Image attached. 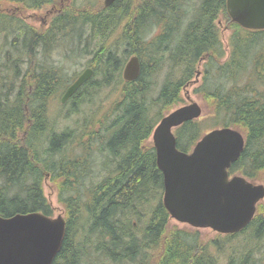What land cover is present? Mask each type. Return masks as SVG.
<instances>
[{"label": "trees", "instance_id": "1", "mask_svg": "<svg viewBox=\"0 0 264 264\" xmlns=\"http://www.w3.org/2000/svg\"><path fill=\"white\" fill-rule=\"evenodd\" d=\"M3 1L17 3L24 14L56 2L0 0V5ZM181 2L118 0L97 9L72 4L42 30L18 13L0 10V216L37 212L51 217L42 184L47 176L57 182L67 225L52 264H264V203L257 205L246 228L224 236L231 245L226 244V255L221 241L200 246L184 232L166 233L170 217L150 137L182 102L181 88L196 75L200 61L206 62L204 77L194 92L204 99L217 126L237 129L245 139L229 174L255 181L264 172V30H246L232 22L226 0H201L183 24L188 15H181ZM219 15L232 29L225 61H219L223 52L214 24ZM117 27L120 42L108 46L106 40ZM153 29L156 33L148 38ZM98 38L100 45L95 44ZM62 45L79 50L78 55L88 53L86 68L100 77H91L68 100L71 115L85 105L97 116L80 128L59 129L49 115V106L60 102L77 78L49 61ZM131 55L138 57L141 70L135 81L126 82L122 71ZM166 65L165 80L156 89L155 77ZM111 86L117 87L116 94L103 110L96 106V95ZM174 134L177 149L190 152L205 132L200 121H189ZM104 172L107 176L94 183ZM131 216H136V226ZM239 235L241 251L233 247ZM155 246L157 256L151 259L148 254Z\"/></svg>", "mask_w": 264, "mask_h": 264}, {"label": "water", "instance_id": "2", "mask_svg": "<svg viewBox=\"0 0 264 264\" xmlns=\"http://www.w3.org/2000/svg\"><path fill=\"white\" fill-rule=\"evenodd\" d=\"M117 1L104 0V7ZM226 11L241 28L264 30V0H226ZM140 70L138 57L131 56L123 68V80L135 81ZM92 74L93 70L86 68L66 88L61 103L67 102ZM201 115V107L191 102L164 116L152 133L156 166L162 174L163 206L178 223L235 234L254 218L257 204L264 199V186L229 175L245 147V139L236 129H214L190 152L177 149L173 130ZM65 236L66 220L61 215L53 218L35 212L0 216V264H52Z\"/></svg>", "mask_w": 264, "mask_h": 264}, {"label": "rangeland", "instance_id": "3", "mask_svg": "<svg viewBox=\"0 0 264 264\" xmlns=\"http://www.w3.org/2000/svg\"><path fill=\"white\" fill-rule=\"evenodd\" d=\"M55 1L56 2H54V4L42 6V8L40 10H37V11L36 10H28L25 14L19 10L20 6H18L17 3H8V2L3 1V2H1L0 10H2V12H5V13H11V14L18 13L17 16L20 19H22L25 23H27L31 26H34V28H36L38 30H42L43 28H47L49 26L51 19L55 15L59 14V11L65 9V8H68V9L71 8L72 4L76 8L83 7L84 5L86 6L89 4L96 9L101 7V4L103 5V0H55ZM200 2H201V0H182L181 5H180V7H181L180 13L182 16L185 14H186V16L188 15L187 16L188 18L184 20L183 24H186L188 19L191 17V15L193 13V7H198ZM83 9H84V7H83ZM48 12L52 15H50L47 18H44V16L46 14H48ZM43 18L46 20L45 24L43 22L41 23L40 19L44 20ZM42 24H44V25H42ZM214 24L217 27L216 30L218 33V38H219L221 49L223 52V58L220 59L219 61H225L229 57V53H230V36L232 33V29L230 27L228 19L222 15H219L217 17ZM119 30H120V27L113 29L109 40H106L105 44H107L108 46L109 45L113 46L116 43H119L120 42V40L118 38ZM155 31L156 30L153 29L149 33L148 38H150L153 34H155L156 33ZM83 38H84L83 39V42H84L83 46L85 47V44H86L85 41L87 38L86 37H83ZM100 39L101 38H98L97 40H95V44H99ZM67 40H69V39H65V41H63V43L65 44V42ZM63 46L64 45H62L61 47H57V49H55L56 50L55 52H53L52 54L50 53L49 61H50V63L55 62L57 65H59L61 68H63V70L68 74L67 76H69V75L71 76L72 74H74V76L77 77L87 67V65L91 59V56L88 53L85 54L82 51H81L82 54L78 55L79 50L78 51H70L71 46L70 47L69 46L63 47ZM90 47H93V45L92 46L90 45ZM119 47H120L119 53L121 55L123 52V45H120ZM131 56H128L126 58V61ZM42 58L43 57H41V59ZM46 59H48V56L43 58V61H46ZM205 64H206L205 61H200V64L196 67V75L191 79V81L185 87L181 88L182 102H180L179 105L175 107V108H177L179 106L187 105L191 102L197 103L202 109V115L199 119H197L195 121H197V122L200 121L201 130L203 133L209 132V131L216 129V128H221L220 125L217 126L215 124L216 119L211 118L212 116H210L208 114V109L205 105L204 99L201 97V95L194 92V90L196 88H198V86L201 85L203 82V77H204L203 76V73H204L203 67L205 66ZM166 74H167V65L162 70V72H160L155 77V84H156L155 88L156 89H158L159 86H161V84L164 82ZM176 74H177V76L180 75L179 72H177ZM93 78L98 80L100 77L97 75L96 76L94 75ZM242 82H244V80ZM228 85H230V84H228ZM116 89H117L116 86H111L109 88L102 89L100 91V93H98L96 95V106H101V108H103V110L105 108H107L108 105H110V102L115 97ZM54 101L55 102H53V104H51V106H49V115L51 116L52 123H54L55 126L59 129H62L66 126H69L70 128H72V127H75L76 124H79L76 126V128H80V126L82 124H84V122H91V121L95 120V118H92V117H97L94 115V113L89 112V110H87L85 105H81L79 108L80 111L71 115L69 113V111L71 110V104L68 101L63 103V104H61L59 102V99L54 100ZM94 107H92V108L94 109ZM175 108H173V109H175ZM89 113H90V115H89ZM67 117H69V118H67ZM219 121L223 122V119L220 118ZM174 133H175V131H174ZM95 158L97 160L100 159L98 156H95ZM102 174L103 175H101L100 177L94 178V183H98L102 178L107 176L106 172H104ZM251 182L256 184V185L260 184V185L264 186V172L259 174V177L257 178V180L251 181ZM42 188H43L44 197L46 198V200L48 201V203L51 207L52 217L56 218L57 216L61 215L62 217L66 218V208L63 204H61L59 202V197L61 195V191H59V189H58L57 182L52 181L51 178L49 179V177L47 176L43 180ZM66 195L67 194L64 193L62 196L65 197ZM83 198H85L84 195H83ZM262 203H264V200L261 202V204ZM130 218H131V222L133 224H135V226H136V222H137L136 216H131ZM168 225L169 226L167 228L166 233H169L170 231H175V229L180 231V232H184L190 238L195 237L197 240V244H201L200 246H204L208 243L215 242L216 240H218L219 244L221 241V244L230 245L226 241H223V238L226 235L219 234V233L214 232L213 230L208 229V228L195 229V228H192L191 226H189L187 224L178 223L177 221H175L171 218L169 220ZM79 226H81V224H79ZM243 235H239V237L237 238V241L239 244L234 243V245H233V247L238 249L237 251H241V246H242L241 240L243 239ZM76 242H78L77 239H76ZM197 244H195V245H197ZM227 245L224 246L223 248H225V249L222 250V252L225 253L224 255L228 254V251H229V246H227ZM208 249L210 252H213V250H214L212 247H209ZM157 251H158L157 246H155L153 248V250L149 251L148 256L151 259H154L157 256V254H156ZM221 254H220V256H221ZM224 255H222L221 258ZM86 260H87V258H86ZM89 260L91 261V259H89ZM84 264H87V263H84ZM90 264H95V262H91ZM98 264H100V263H98ZM257 264H259V263H257Z\"/></svg>", "mask_w": 264, "mask_h": 264}, {"label": "flooded vegetation", "instance_id": "4", "mask_svg": "<svg viewBox=\"0 0 264 264\" xmlns=\"http://www.w3.org/2000/svg\"><path fill=\"white\" fill-rule=\"evenodd\" d=\"M59 13H60V11H59ZM50 15H52V14H50L49 12H48V14H46L45 16H44V18H47V17H49ZM56 16V15H55ZM54 16V17H55ZM43 18V19H44ZM41 20V23L43 22L44 24L46 23V20L44 19V20H42V19H40ZM52 20V19H51ZM51 22V21H50ZM44 24H42V25H44Z\"/></svg>", "mask_w": 264, "mask_h": 264}]
</instances>
